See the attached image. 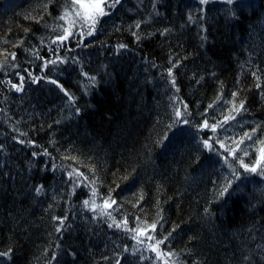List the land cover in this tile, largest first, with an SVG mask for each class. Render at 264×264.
<instances>
[{"label":"trees","instance_id":"1","mask_svg":"<svg viewBox=\"0 0 264 264\" xmlns=\"http://www.w3.org/2000/svg\"><path fill=\"white\" fill-rule=\"evenodd\" d=\"M105 2L0 0V264H264V0Z\"/></svg>","mask_w":264,"mask_h":264},{"label":"snow or ice","instance_id":"2","mask_svg":"<svg viewBox=\"0 0 264 264\" xmlns=\"http://www.w3.org/2000/svg\"><path fill=\"white\" fill-rule=\"evenodd\" d=\"M116 2H119V0H116ZM202 2H206V0H202ZM232 0H228V3H231ZM72 5L77 6V7H73L72 8V13L74 14V16L76 18L82 19L83 21L90 22V28L94 29L96 23L98 22V18L100 16L106 15V8L110 7V5H108L105 0H72ZM60 19L65 20L67 23H69V25H74L75 24V20L70 19V14L69 12H65ZM65 35L59 37V39L61 41L66 40L68 38V36L72 35L73 33L70 31V28H66L64 29ZM88 35H91L92 32L89 31L87 33ZM169 75H171V72H169ZM23 79V78H21ZM13 87H16V85H13ZM19 90V89H17ZM235 95V94H233ZM177 117H180V112L177 111L176 113ZM205 127H208L209 125L205 122ZM213 131H215V128L213 127L212 129ZM247 136L248 139H251V136L248 134H245ZM241 143H243V141H241ZM264 143V142H262ZM205 147L206 148H211V146L208 144L207 141H205ZM260 152V157L259 159H257L256 161V166L250 167L249 165L245 164L243 161H241V167H243L246 171L249 172H256L258 168H260V172L262 174H264V167H260L262 163H264V148H261L259 150ZM46 154V153H45ZM237 159H239V157H236ZM75 171V170H74ZM77 176L80 175V173H76ZM37 191H40L39 189H37ZM225 191H227V188H225ZM96 195L95 190H93V196ZM85 206L88 205L89 201H85ZM93 204H95V201L92 202ZM112 204H115L114 200H111V197H109L107 200L104 201L103 204V208L107 209V208H111ZM93 211H96V208H93ZM101 215H109L110 213L107 211H101ZM62 223V221H61ZM124 225H125V230H128L126 225H127V221H123ZM113 224H115V226L117 228L121 227L120 223H117L115 220H113ZM113 225L110 224L109 227H112ZM59 230V229H58ZM152 230H155V225L152 226ZM137 232V235H143L144 233L142 231H137V230H133ZM134 239L136 238L135 236L133 237ZM149 240L152 239L151 236L147 237ZM163 243V241H157V244L154 245L152 247V251L154 252H158V245ZM0 255H6L4 253H0ZM159 258V256L157 257Z\"/></svg>","mask_w":264,"mask_h":264}]
</instances>
